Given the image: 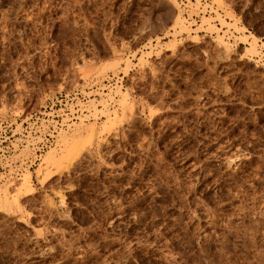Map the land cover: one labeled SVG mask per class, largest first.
<instances>
[{"label":"rangeland","instance_id":"obj_1","mask_svg":"<svg viewBox=\"0 0 264 264\" xmlns=\"http://www.w3.org/2000/svg\"><path fill=\"white\" fill-rule=\"evenodd\" d=\"M2 149L0 264H264V0H0Z\"/></svg>","mask_w":264,"mask_h":264},{"label":"built area","instance_id":"obj_2","mask_svg":"<svg viewBox=\"0 0 264 264\" xmlns=\"http://www.w3.org/2000/svg\"><path fill=\"white\" fill-rule=\"evenodd\" d=\"M75 94L79 95L77 92ZM73 97L71 93L60 92L57 93L55 97L47 99L42 106V110L29 114L27 119L21 121L20 141L15 140L11 143H7L6 146L10 148V150H18L26 144L33 157L23 158V162L29 161V159H31V162L37 160L44 149L51 144L57 130L61 127H65L66 124L77 118V114L84 111V108L78 103H72L71 107H69V103L71 102L70 99ZM2 146H4V144H2ZM8 155L7 150L2 149L0 152V159L3 160L1 161H9ZM18 164L12 169L15 174L20 171ZM4 166L6 167L5 164L0 166L2 167L0 173L6 174L9 171L8 168H3Z\"/></svg>","mask_w":264,"mask_h":264},{"label":"bare ground","instance_id":"obj_3","mask_svg":"<svg viewBox=\"0 0 264 264\" xmlns=\"http://www.w3.org/2000/svg\"><path fill=\"white\" fill-rule=\"evenodd\" d=\"M77 115H78V114H77ZM61 128H62V127H61ZM63 128H64V127H63ZM59 129H60V128H59ZM59 129H58V130H59ZM58 130H57V132H56V134H55V137H56V135H57V133H58ZM55 137L53 138V141L51 142V144H49L47 147H49L50 145L53 144V142L55 141ZM47 147H46V148H47ZM46 148H45V149H46ZM45 149H44V150H45ZM43 152H44V151H43ZM43 152H42V153H43ZM42 153H41V154H42ZM48 153H49V152H48ZM41 154H40V155H41ZM49 154H50V153H49ZM40 155H39V156H40Z\"/></svg>","mask_w":264,"mask_h":264}]
</instances>
